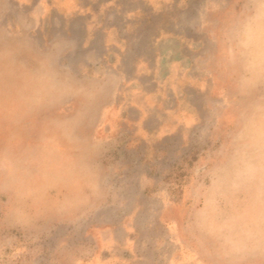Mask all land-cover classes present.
Returning a JSON list of instances; mask_svg holds the SVG:
<instances>
[{
    "label": "rangeland",
    "instance_id": "obj_1",
    "mask_svg": "<svg viewBox=\"0 0 264 264\" xmlns=\"http://www.w3.org/2000/svg\"><path fill=\"white\" fill-rule=\"evenodd\" d=\"M206 6L215 108L151 157L71 141L0 8V264H264V0Z\"/></svg>",
    "mask_w": 264,
    "mask_h": 264
},
{
    "label": "crops",
    "instance_id": "obj_2",
    "mask_svg": "<svg viewBox=\"0 0 264 264\" xmlns=\"http://www.w3.org/2000/svg\"><path fill=\"white\" fill-rule=\"evenodd\" d=\"M206 1L0 0V8L28 47L22 61L53 79L39 92L68 95L62 119L91 127L71 141L124 135L128 150L151 157L215 108L209 63L218 39L208 33Z\"/></svg>",
    "mask_w": 264,
    "mask_h": 264
}]
</instances>
